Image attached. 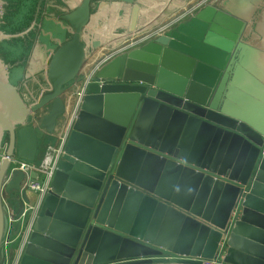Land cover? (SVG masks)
<instances>
[{
  "label": "water",
  "instance_id": "water-1",
  "mask_svg": "<svg viewBox=\"0 0 264 264\" xmlns=\"http://www.w3.org/2000/svg\"><path fill=\"white\" fill-rule=\"evenodd\" d=\"M259 1L220 0V10L210 4L100 67L19 264H81L86 257L91 264H202L220 251L224 264H264V132L235 117L225 100L239 79L238 56L251 51L242 41L240 15ZM93 3L128 9L124 42L161 23L138 29L137 0H81L62 17L71 37L51 56L50 91L33 106L8 82L0 59V150L7 138L0 255L6 264L8 208L17 220L29 202L24 175H7L10 161L35 162L39 138L52 135L64 115L63 96L82 78ZM17 37L0 32V43Z\"/></svg>",
  "mask_w": 264,
  "mask_h": 264
},
{
  "label": "crops",
  "instance_id": "crops-1",
  "mask_svg": "<svg viewBox=\"0 0 264 264\" xmlns=\"http://www.w3.org/2000/svg\"><path fill=\"white\" fill-rule=\"evenodd\" d=\"M210 1L137 0L140 7L137 23L138 29L141 30L147 24H155L156 20L160 18L161 23L142 35L136 34L134 36L151 34L152 36L154 35L153 39L176 27L178 24L189 21L210 4H213L217 10L223 8L220 0ZM80 2L81 0H3L0 15V32L4 35H18L19 37L4 40L0 43V59L2 64L7 67L8 82L18 88L27 106L35 105L44 94L50 91L46 80L47 65L53 53L70 39L72 33L71 27L62 17L74 10ZM262 2L264 0H260L252 8L247 9L245 13L240 15L244 22L242 41L251 48V51H244L243 55L240 54L238 56L237 61L239 64H237V68L239 79L237 84L227 91L225 100L234 116L238 115L241 120L246 117L244 120H248L249 123L257 126L264 132V12L262 15H258V6ZM90 13L89 23L83 33V43L86 45V60L81 74H84L89 68L90 72L92 69L94 70L113 51L111 49L116 48V51H118L119 48H123L126 42L122 41L118 45H115L113 42L117 41L116 43H119L128 34L130 12L128 9L121 7V4L116 3L101 6L93 3ZM258 16L260 19L257 22L256 17L258 18ZM94 41L100 42L101 46L92 49ZM105 45H109L110 48L105 47ZM22 49L24 51L23 55H19ZM117 55L115 54V57ZM91 64H93L92 67L90 66ZM73 88L69 87L63 96L65 113L57 121L53 134H44L39 138L36 162L41 160L48 146L56 144L58 136L62 135V132H65L69 126V105L72 103ZM47 112L48 109L43 110L40 113V118L38 120L34 119L32 122L33 126H37ZM73 125L66 138L65 151ZM3 144H5L6 148V137L3 140ZM5 148L2 150L3 153ZM61 161L62 159L58 165ZM47 193L43 196L42 202L39 205L34 224ZM27 198L31 204L36 206L41 200L38 193L31 191L27 192ZM234 210L229 219L231 223L239 219L241 214V210L238 208L239 216L232 218ZM258 229L263 230L264 227L263 229ZM15 237L16 234L14 235ZM220 245L223 247L222 241ZM5 252L6 257L12 259L14 247L8 245L5 248ZM220 252H218L217 258L221 256ZM91 260V257L83 258L81 264H91ZM13 263L15 264L16 260Z\"/></svg>",
  "mask_w": 264,
  "mask_h": 264
},
{
  "label": "built area",
  "instance_id": "built-area-1",
  "mask_svg": "<svg viewBox=\"0 0 264 264\" xmlns=\"http://www.w3.org/2000/svg\"><path fill=\"white\" fill-rule=\"evenodd\" d=\"M153 36L151 34L146 36H134L133 38L130 39V41L129 40L126 41L123 48H119L118 51H116V48L111 49L113 51L110 52L105 57V59L98 66L94 68V70L92 69L91 72L87 70L84 72V74H81L82 77L81 80L71 86L72 88L74 86L75 87L72 89L73 92L72 103L69 105L70 124L65 130V132L63 131L64 133L62 132V135L58 136L56 144L47 147L40 161L38 162L35 161L33 163H28L25 161H17L15 159H12L10 161V167L7 175L11 177L14 172L17 171L21 172L24 175L22 189H25L26 193L28 191L38 193L41 200L38 202L37 206L31 204L30 201L24 204L22 208V214L20 218L17 220L13 219L12 211L11 209L8 208L9 223L10 226H12V228L9 229L8 234L4 239L3 248L5 250V248L8 245L14 247V254L12 259L9 261V264H12V262H14L15 260H16L15 264H19L20 262V256L23 254L24 249L28 243L29 235L32 232L34 221L37 217L39 205L42 202L43 196L50 190L51 182L56 173L58 163L66 152L65 151L66 138L79 113L80 105L85 95L86 87L88 86L89 83H91L94 80L95 74L100 69V67L103 64L109 62L112 58H114L115 54L119 55L123 52H128L132 49L140 47L142 44H145L147 40L149 41L150 39H152ZM3 159H4V153L1 152L0 162ZM32 173L36 174V178L34 180H32L30 177ZM237 210L238 209L234 210L233 216L236 215ZM15 223L20 224L19 231L17 232H13V226ZM15 234L16 237L14 238ZM202 264H224V263L222 257L219 256L218 258L211 261L204 260L202 261Z\"/></svg>",
  "mask_w": 264,
  "mask_h": 264
},
{
  "label": "flooded vegetation",
  "instance_id": "flooded-vegetation-1",
  "mask_svg": "<svg viewBox=\"0 0 264 264\" xmlns=\"http://www.w3.org/2000/svg\"><path fill=\"white\" fill-rule=\"evenodd\" d=\"M263 1V0H262ZM258 15L260 16V15H262V13L264 12L263 10H264V2H262V4L261 5H259L258 6ZM259 16H258V18L256 17V21L258 22V20L260 19L259 18ZM7 263V261L4 259V257H2L1 255H0V264H6Z\"/></svg>",
  "mask_w": 264,
  "mask_h": 264
},
{
  "label": "rangeland",
  "instance_id": "rangeland-1",
  "mask_svg": "<svg viewBox=\"0 0 264 264\" xmlns=\"http://www.w3.org/2000/svg\"><path fill=\"white\" fill-rule=\"evenodd\" d=\"M211 1H212V0H211ZM211 1H210V2H211ZM129 41H130V40H129ZM125 42H126V41H125ZM23 52H24L23 49L20 50V54H19V55H23ZM21 53H22V54H21ZM17 54H18V53H17ZM88 61H90V60H88ZM92 65H93V64H91L90 66L92 67ZM90 66H89V67H90ZM89 69H90V68H89ZM89 69H87V70H89ZM87 70H86V71H87ZM83 72H84V71H83ZM68 101H69V100H68ZM38 118H40V116L36 117L35 119L38 120ZM2 143H3V142H2ZM2 146H3V149H4V148H5V144H3ZM3 149L0 150V154H1V152H2ZM238 216H239V211H237V212H236V216H233L232 218H237ZM8 264H9V263H8Z\"/></svg>",
  "mask_w": 264,
  "mask_h": 264
},
{
  "label": "bare ground",
  "instance_id": "bare-ground-1",
  "mask_svg": "<svg viewBox=\"0 0 264 264\" xmlns=\"http://www.w3.org/2000/svg\"><path fill=\"white\" fill-rule=\"evenodd\" d=\"M145 33V32H144ZM144 33H141V34H144ZM128 40H130V39H127V40H125V41H128ZM123 41V39L122 40H120V44H121V42ZM117 42V41H116ZM116 42H113V43H115V44H117ZM114 45V44H113ZM100 52V51H99Z\"/></svg>",
  "mask_w": 264,
  "mask_h": 264
}]
</instances>
